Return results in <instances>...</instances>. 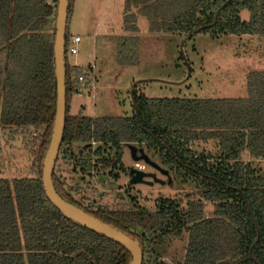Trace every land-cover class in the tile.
Wrapping results in <instances>:
<instances>
[{"label":"trees","instance_id":"trees-1","mask_svg":"<svg viewBox=\"0 0 264 264\" xmlns=\"http://www.w3.org/2000/svg\"><path fill=\"white\" fill-rule=\"evenodd\" d=\"M57 2L0 0V132L29 134L36 167L35 176L0 178V264H130L126 248L65 217L43 188L56 111ZM244 9L247 21L240 16ZM139 15L155 33L264 37V0H125L126 32H138ZM88 71L66 63L65 130L53 172L59 195L137 240L142 264H164L165 239L184 232L182 264H264V70L248 73L244 98L134 96L127 117L70 114V99L90 82ZM201 141L216 150H195ZM134 145L152 150L167 171L193 183L198 198L187 206L160 198L155 209L139 206L135 197L133 208L96 207L78 200L80 187L67 188L57 174L63 165L82 177L100 173L117 181L127 170L124 147ZM205 203L214 206L209 216Z\"/></svg>","mask_w":264,"mask_h":264},{"label":"rangeland","instance_id":"rangeland-1","mask_svg":"<svg viewBox=\"0 0 264 264\" xmlns=\"http://www.w3.org/2000/svg\"><path fill=\"white\" fill-rule=\"evenodd\" d=\"M124 11L125 0H71L67 40L79 36L81 42L77 54L66 53L67 67L92 66L95 80L80 95L72 96L70 114L82 111L91 117H127L133 113L134 96L244 98L248 95V73L264 70V37L155 33L150 31L149 21L143 15L138 16V32L129 33L124 30ZM240 16L247 21L250 12L244 9ZM88 73L92 76L91 70ZM30 140L29 134L24 137L0 132V178L36 175L35 148ZM79 146L75 144V149ZM193 148L205 153L216 150L213 142L203 141L196 142ZM248 156L245 154L246 159ZM123 163L127 170L117 181L100 173L82 177L63 165L57 174L67 188L80 187L74 193L78 200L96 207L133 208L135 197L139 206L155 209L160 198L180 200L183 206L198 198L193 183L167 171L157 155L145 146L124 147ZM137 163L145 171L156 173L165 184H130L129 168ZM259 166L264 171V161ZM204 209L209 216L214 206L205 203ZM187 243V232L166 238L162 262L182 264Z\"/></svg>","mask_w":264,"mask_h":264},{"label":"water","instance_id":"water-1","mask_svg":"<svg viewBox=\"0 0 264 264\" xmlns=\"http://www.w3.org/2000/svg\"><path fill=\"white\" fill-rule=\"evenodd\" d=\"M70 0H58L55 16V77H56V111L52 135L42 164V182L46 196L68 219L89 228L122 245L132 256L130 264H142L143 250L137 240L126 233L96 218L80 207L66 201L57 192L53 182V172L59 153V148L65 130L67 110L66 93V29L69 18ZM142 160V158H140ZM154 165V164H152ZM129 183L132 185L144 183L153 185L163 183L157 178L156 173L140 170L136 167L129 168Z\"/></svg>","mask_w":264,"mask_h":264},{"label":"built area","instance_id":"built-area-1","mask_svg":"<svg viewBox=\"0 0 264 264\" xmlns=\"http://www.w3.org/2000/svg\"><path fill=\"white\" fill-rule=\"evenodd\" d=\"M81 42V38L79 36H71L69 37V39L66 41V53L69 52L70 54L74 55L78 53V44ZM87 68L89 70H91L92 76L89 75L88 79L90 80V82H94L95 80V75H94V71L92 70L93 67L91 66H87ZM86 77L84 75H81L79 77V81L83 84L85 82ZM94 88V86H93ZM80 94V93H79ZM136 168L140 169V170H144V166L141 164H136Z\"/></svg>","mask_w":264,"mask_h":264},{"label":"crops","instance_id":"crops-1","mask_svg":"<svg viewBox=\"0 0 264 264\" xmlns=\"http://www.w3.org/2000/svg\"><path fill=\"white\" fill-rule=\"evenodd\" d=\"M76 66V65H75ZM81 94V93H80ZM80 94H78V95H80Z\"/></svg>","mask_w":264,"mask_h":264},{"label":"flooded vegetation","instance_id":"flooded-vegetation-1","mask_svg":"<svg viewBox=\"0 0 264 264\" xmlns=\"http://www.w3.org/2000/svg\"><path fill=\"white\" fill-rule=\"evenodd\" d=\"M148 172V171H147Z\"/></svg>","mask_w":264,"mask_h":264}]
</instances>
